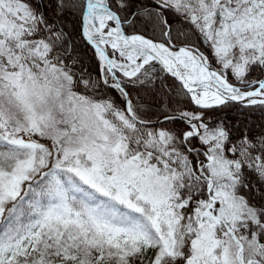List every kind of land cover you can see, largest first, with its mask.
<instances>
[{"label": "snow or ice", "instance_id": "1", "mask_svg": "<svg viewBox=\"0 0 264 264\" xmlns=\"http://www.w3.org/2000/svg\"><path fill=\"white\" fill-rule=\"evenodd\" d=\"M0 264H264V0H0Z\"/></svg>", "mask_w": 264, "mask_h": 264}, {"label": "trees", "instance_id": "2", "mask_svg": "<svg viewBox=\"0 0 264 264\" xmlns=\"http://www.w3.org/2000/svg\"><path fill=\"white\" fill-rule=\"evenodd\" d=\"M252 119H253V120H258V119H259V114H255V115H253V116H252Z\"/></svg>", "mask_w": 264, "mask_h": 264}]
</instances>
